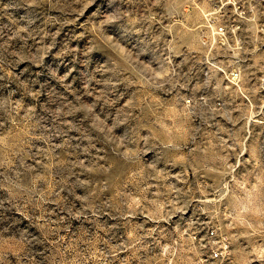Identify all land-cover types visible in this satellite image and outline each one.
<instances>
[{
    "label": "rangeland",
    "instance_id": "1",
    "mask_svg": "<svg viewBox=\"0 0 264 264\" xmlns=\"http://www.w3.org/2000/svg\"><path fill=\"white\" fill-rule=\"evenodd\" d=\"M0 264H264V0H0Z\"/></svg>",
    "mask_w": 264,
    "mask_h": 264
},
{
    "label": "built area",
    "instance_id": "2",
    "mask_svg": "<svg viewBox=\"0 0 264 264\" xmlns=\"http://www.w3.org/2000/svg\"><path fill=\"white\" fill-rule=\"evenodd\" d=\"M208 236L210 237H216V231L214 229H208L207 230ZM227 244L222 243L219 248H216L215 250H212L211 253L209 254V257L214 260L222 259L225 256Z\"/></svg>",
    "mask_w": 264,
    "mask_h": 264
}]
</instances>
